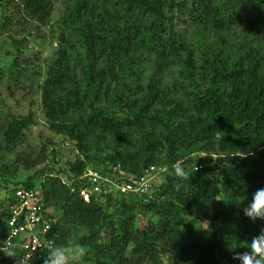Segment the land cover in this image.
Returning a JSON list of instances; mask_svg holds the SVG:
<instances>
[{
  "label": "trees",
  "instance_id": "obj_1",
  "mask_svg": "<svg viewBox=\"0 0 264 264\" xmlns=\"http://www.w3.org/2000/svg\"><path fill=\"white\" fill-rule=\"evenodd\" d=\"M53 8V0H0V29L14 13L46 24ZM53 34L37 87L49 130L79 157L68 161V182L65 169L48 164L37 170L40 182L12 177L43 163L46 143L35 155L0 158V187L41 191L56 218L54 246L72 237L85 250L69 264H240L235 253L264 229L243 212L264 187V0H64ZM8 36L16 84L31 76L21 48L28 40ZM0 120L6 156L34 122L31 112H0ZM88 167L119 182L147 170L161 180L143 196L115 190L86 201ZM201 207L211 225L202 231L186 221ZM7 233L0 220V241Z\"/></svg>",
  "mask_w": 264,
  "mask_h": 264
},
{
  "label": "rangeland",
  "instance_id": "obj_2",
  "mask_svg": "<svg viewBox=\"0 0 264 264\" xmlns=\"http://www.w3.org/2000/svg\"><path fill=\"white\" fill-rule=\"evenodd\" d=\"M63 4L64 0H53L54 8L52 16L50 21L46 24H27L25 19L14 13V15L8 19L5 29L3 31L0 29V65L6 68L0 79V112L16 117H24L31 112L34 122L32 125H29L25 131L26 141L23 142L16 149V151L6 156H0V158L2 160H12L16 153L20 151L31 152L32 155H35L36 153L42 151L45 143L47 145L46 149H44L46 152L45 161L30 169H24L22 166H19L15 174L12 175L14 180H24L27 176H32L34 180L37 179V182H40V180H42V176L37 174V170L48 164V166H54L56 169H65L66 173L61 176L68 182V161H74L75 158L79 157L72 141L65 138V136L61 134H54L49 130L44 116L41 92L37 87V85L43 81L44 68L51 59L53 51L57 45L53 31L56 29L59 17L62 13ZM12 8L13 7H10L8 10H11ZM7 14H9V12H7ZM2 15L3 14L0 13V24L1 21H3ZM8 35H12L16 38L26 37L28 40L26 44L21 46V48L23 50L25 60L30 62V64L27 65V69L31 76L28 79H19L20 81L16 84L9 81L11 79L9 74L11 72L13 74L14 72L12 71L11 63L15 49L13 44L10 42ZM33 70H36L37 73L40 71L41 73L36 74ZM13 75L15 76V74ZM52 149L55 150L54 162L51 161ZM94 171L96 170H93L90 167L86 168L83 173V177H88V175L92 174ZM160 180L161 175L155 174L151 177L149 182L150 184H157ZM90 185L91 183H89L86 187H83L80 190V194L84 190H90ZM11 187H14V184H9L6 188L0 187V200L4 196L6 197L12 195ZM105 194H109L114 197L116 195V191ZM137 195L143 196L142 194ZM3 209L4 208L2 206L0 208V220L4 222L5 217L2 214ZM208 216L209 215L206 212V209L201 207L199 209L191 210L186 217V221L188 223H192L196 229L202 231L211 228ZM69 239L71 243L73 238L70 237ZM79 257L74 259H78ZM74 259H70L69 262ZM7 260L8 258L4 256L3 253H0V264H4ZM170 263L165 262V264Z\"/></svg>",
  "mask_w": 264,
  "mask_h": 264
},
{
  "label": "built area",
  "instance_id": "obj_3",
  "mask_svg": "<svg viewBox=\"0 0 264 264\" xmlns=\"http://www.w3.org/2000/svg\"><path fill=\"white\" fill-rule=\"evenodd\" d=\"M152 169L153 167H150V170ZM153 175L147 170L139 178L128 176L127 181L119 182L94 171L87 177L91 189L82 191L81 195L88 201L93 193H109L115 190L125 194H144L151 185L149 180ZM6 197L8 215L5 224L8 233L4 242L11 243L19 250L20 256L30 258L26 264H37L44 253L54 246V239L48 237V231L56 218L44 208L39 189L18 187L13 190L12 195ZM11 264H14V261Z\"/></svg>",
  "mask_w": 264,
  "mask_h": 264
},
{
  "label": "clouds",
  "instance_id": "obj_4",
  "mask_svg": "<svg viewBox=\"0 0 264 264\" xmlns=\"http://www.w3.org/2000/svg\"><path fill=\"white\" fill-rule=\"evenodd\" d=\"M182 179H188L186 174H181ZM121 193V192H120ZM128 194V193H126ZM244 215L255 222L257 219L264 220V187L258 188L253 194L251 201L243 209ZM239 215V213H236ZM249 251L237 252L234 259L240 264H264V229L252 237ZM0 253L12 259L14 264H26L28 257L20 256L11 243L0 241ZM85 254L84 248L76 243H63L54 246L46 257H43V264H69L74 259Z\"/></svg>",
  "mask_w": 264,
  "mask_h": 264
}]
</instances>
